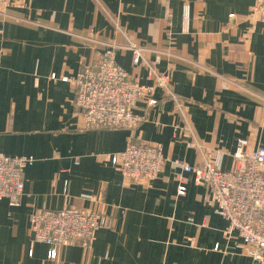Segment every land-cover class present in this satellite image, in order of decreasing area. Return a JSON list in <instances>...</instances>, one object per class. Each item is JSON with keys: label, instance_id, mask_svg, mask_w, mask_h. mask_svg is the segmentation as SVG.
Returning <instances> with one entry per match:
<instances>
[{"label": "crops", "instance_id": "1", "mask_svg": "<svg viewBox=\"0 0 264 264\" xmlns=\"http://www.w3.org/2000/svg\"><path fill=\"white\" fill-rule=\"evenodd\" d=\"M253 5L26 0L0 9V154L33 159L20 205L0 200V264H264L235 233L226 238L227 221L191 174H182L185 194L177 196L171 164L198 166L203 152L218 151L222 171H231L239 140L248 152L264 147V23ZM125 37L143 50L144 64L168 76L177 100L155 89L154 106L135 105L142 120L132 131H80L74 87L60 78H74ZM115 62L138 84H153L128 51L116 50ZM128 142L161 147L166 163L155 180L128 184L111 165ZM64 208L96 211L107 225L91 249L63 247L50 260L49 247L32 242L30 218Z\"/></svg>", "mask_w": 264, "mask_h": 264}, {"label": "built area", "instance_id": "2", "mask_svg": "<svg viewBox=\"0 0 264 264\" xmlns=\"http://www.w3.org/2000/svg\"><path fill=\"white\" fill-rule=\"evenodd\" d=\"M26 0H0V9L22 8ZM251 15L264 23V0H254ZM165 20L170 18L165 7ZM187 17V9H184ZM233 18V15L230 16ZM116 23V22H115ZM115 30L121 33L119 25ZM125 45H108L93 65L84 66L74 78L62 77L63 83L74 87L72 105L80 119L79 130H130L135 129L141 118L133 114L135 105L146 100L152 107L155 89H161L173 101L177 97L169 89V78L159 75L144 64L142 49L125 37ZM116 50L128 51L132 65L144 64L151 85H140L115 62ZM51 80H56L52 75ZM246 141L239 140L233 153L234 167L222 171L223 153L203 152L200 165L190 166L180 161L171 164L177 170V196L185 194L183 173L191 174L197 185L206 186L210 202L216 213L227 223L226 238L236 234L242 241L246 255L260 263L264 258V147L246 151ZM189 148L195 147L193 143ZM33 163L31 157H6L0 154V200H6L11 208L18 207L23 196V172ZM110 163L128 184L149 183L157 178L166 163L161 147L155 144L128 142L125 149L110 157ZM29 230L33 243L49 247L47 257L56 259L63 247L78 246L89 250L96 233L107 225L96 211L64 208L59 211H40L30 218Z\"/></svg>", "mask_w": 264, "mask_h": 264}]
</instances>
